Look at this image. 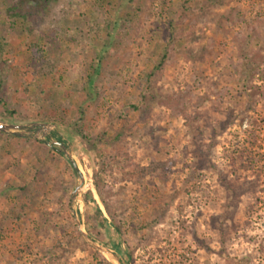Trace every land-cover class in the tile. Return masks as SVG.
<instances>
[{
    "label": "rangeland",
    "instance_id": "rangeland-1",
    "mask_svg": "<svg viewBox=\"0 0 264 264\" xmlns=\"http://www.w3.org/2000/svg\"><path fill=\"white\" fill-rule=\"evenodd\" d=\"M182 1L50 0L41 10V0H0V121L50 128L0 132V264H111L75 234L73 212L90 236L104 229L99 242L117 240L118 251L106 246L125 264H264V0H192L184 12ZM119 17L117 47L90 89L104 35L92 21L107 31ZM169 19L180 35L152 72ZM41 36L58 41L51 76L28 65L24 43ZM147 85L151 112L137 123L125 107ZM196 112L202 138L192 139L184 120ZM127 117L134 126L113 143L109 122ZM53 141L83 176L73 202L79 177ZM199 141L210 146L196 157ZM115 153L129 166L173 165L137 184L116 168L99 173Z\"/></svg>",
    "mask_w": 264,
    "mask_h": 264
},
{
    "label": "trees",
    "instance_id": "trees-1",
    "mask_svg": "<svg viewBox=\"0 0 264 264\" xmlns=\"http://www.w3.org/2000/svg\"><path fill=\"white\" fill-rule=\"evenodd\" d=\"M49 1L50 0H41V2H40L41 3V10H44V8L47 6ZM190 2H192V0H183L182 1V3H185L184 5H181V9L183 12H184V10H186L185 5L190 3ZM201 4L204 5V1ZM201 4H200V6H201ZM177 8L180 10L179 6ZM178 13H179V15L177 16V18L179 21V20H182V16H181L182 13H180V11ZM16 14L18 17H22L25 19V15H22L18 12ZM128 16H130V15L126 14L124 18H127ZM127 21L131 22L129 20H127ZM124 23H125L124 19L119 17L118 22L113 21L111 24H109L110 27L106 31L105 29H100L101 27H99L97 20L93 19V21H92V24H93L92 27L93 28L91 27L92 30L98 26L97 27L98 30L95 32L100 34V32H102V30H103L104 35H101V34L99 35L101 38V42L99 43V45H96L98 50H96V55L94 58V64L91 65L90 72H87V75H86L87 81L85 82V85L87 84L88 88H90V86H92L94 84L95 80H97L99 78L101 73H103L102 61H104V59H106V55H108L110 52L114 51L115 47H117L115 45L116 38H117L116 31H117V28L123 27ZM171 23H172L171 19L167 20V27H166L167 34L166 35H168L169 39L165 40V42H166L165 46L162 47V49H163L162 51H164V55L162 57L159 56L160 58H158L156 61H154L152 72L153 71L155 72L156 70H159L162 68L164 60L167 59V54H168V52H170V51L166 52V50H171L169 48V46L172 45L173 42L175 41V39L178 38L180 35V33H179L180 30H178V28L174 29V27L171 26L172 25ZM120 31L122 32V29H120ZM256 35H257V33H256ZM41 39H42V36L40 38L38 37V39L35 41V43H30V44L27 43V41H25L24 47H25V50L27 51V53L29 52V59H30L28 65L30 67H36L37 71H38V75L40 74V76H42V77H45L46 75L51 76L55 73L56 68H57L56 66L58 65L59 62L57 61L58 60L57 56L53 57L50 54V53H52V51H50L49 48H53L54 45L58 44L57 43L58 41L56 40L55 36L53 37V39H55V40L52 39L54 43L49 42L46 39H44L42 41ZM3 46L4 45L0 46V54L5 53L4 49L2 48ZM22 52H24V51H22ZM243 61H244V59H243ZM243 61L239 64V67H241V68H244ZM152 72L149 73V76L147 77L148 80H150V78H151L150 75L152 74ZM148 88H150V86H148V85H147L146 89L141 88V93L137 97L136 101L133 103L129 102L128 105L125 107V108H128V110L132 114L136 115L135 121L137 123L138 122L139 123L144 122L148 118V115L151 112V109H150L151 107L149 105H150V101L152 100V98L149 96H152V95L149 92L150 89H148ZM115 118H118V117H115ZM81 119H82V117H80V120ZM200 119H202V117L197 112L193 113V115L185 116V120H184L185 122L184 123L186 124L185 126L189 127V130L191 131L192 136H193L192 139H194L198 135H199V137L202 136L200 134V132L198 134L196 133L197 135L194 134V132H193L194 131L193 124L195 122L199 121ZM131 122L132 121L127 117V118H125V121L121 124V126L118 128H115L113 126L112 121L109 122V125L111 127L110 129H115V131H113V137H112L113 143L118 142L122 137H124L128 132L131 131V128L134 126L133 123H131ZM77 127L78 128H76V135L81 136V138L88 141V139L83 135V133L80 132L81 129L79 128V126H77ZM66 137H68V135H66ZM199 137H198V139H199ZM198 144H196L194 146V151H192L193 155L196 157L199 153L205 154L209 150V146H210V145L200 143V141ZM199 150H200V152H199ZM59 155L62 156L61 154H59ZM88 157L90 158V156H88ZM122 158H123L122 154L115 153V154H112L107 159V161L106 160H104V161L98 160L96 164L99 167V173H102L103 171H105L106 168H109V169L116 168V169L120 170L124 176L128 177L129 179H133V181H135V183L139 184V183H141V181L144 178H146L149 175L159 174V177H160V173H162L161 174L162 176H166L167 172L170 171L171 166L173 165V163L170 160L166 161V162L151 160L147 166H129L122 161ZM121 162H123V163L121 164ZM126 167L130 168V170L126 171L125 170ZM99 173H96L95 176H97ZM95 188L97 191V195L99 197H102L103 194H102V192L99 188V185L97 183L95 184ZM26 189H28V188L26 187ZM85 206H86V209L88 211H93L96 214L100 213L96 203H94L92 206L87 205V199H85ZM107 210H108V208H107ZM113 226H114L115 231L117 233H120L121 227L116 225L115 223L113 224ZM72 227H73L75 234L79 235L78 230L76 229V226L74 224H72ZM91 230L92 231H89V233L91 235L95 236V238L103 240V237H105L106 233H102L103 232L102 230H104V229H101L100 226L95 225L94 227H92ZM105 231L108 233V229H105ZM108 236H109V233H108ZM106 237H107V234H106ZM83 244H85V243L83 242ZM105 244L107 246L115 249V250L117 249V251L119 250V248H118L119 242L117 240L109 239V240L105 241Z\"/></svg>",
    "mask_w": 264,
    "mask_h": 264
},
{
    "label": "water",
    "instance_id": "water-1",
    "mask_svg": "<svg viewBox=\"0 0 264 264\" xmlns=\"http://www.w3.org/2000/svg\"><path fill=\"white\" fill-rule=\"evenodd\" d=\"M32 129L43 130L46 132L50 130L48 125L42 124V123H32L29 125H13V124L3 123L0 121V132L5 133V134L21 137L23 136V134L27 133L28 130H31V132L33 133ZM53 144L56 145L57 147H61V150H62L61 152H63L67 156V159L69 163L71 164L73 170L78 174L79 184L73 192V195H72V202H73L76 198L79 188L81 187L83 183V176L78 170L75 163L72 161L70 154L66 152V150L63 148L62 144L58 143L57 141H53ZM72 214H73L76 227L79 233L81 234L83 240L88 245H90L95 250H97L99 253H101L111 264H125L123 260L119 256H117L113 251H111L106 245L99 242L94 237L90 236L87 232L84 231L82 219L80 220L77 218L76 212H73Z\"/></svg>",
    "mask_w": 264,
    "mask_h": 264
}]
</instances>
